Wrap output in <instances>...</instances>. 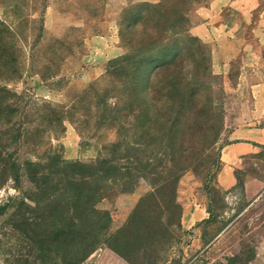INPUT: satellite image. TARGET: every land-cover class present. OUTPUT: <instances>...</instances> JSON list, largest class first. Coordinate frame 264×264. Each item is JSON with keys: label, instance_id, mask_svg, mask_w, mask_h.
Wrapping results in <instances>:
<instances>
[{"label": "rangeland", "instance_id": "374dc122", "mask_svg": "<svg viewBox=\"0 0 264 264\" xmlns=\"http://www.w3.org/2000/svg\"><path fill=\"white\" fill-rule=\"evenodd\" d=\"M123 1L0 0V264H264V144L216 182L233 131L264 136V0L205 26L211 0L151 2L206 57L166 85L199 94L198 126L134 95L152 24L122 38Z\"/></svg>", "mask_w": 264, "mask_h": 264}, {"label": "trees", "instance_id": "16d2710c", "mask_svg": "<svg viewBox=\"0 0 264 264\" xmlns=\"http://www.w3.org/2000/svg\"><path fill=\"white\" fill-rule=\"evenodd\" d=\"M164 12L165 9L159 3L139 2L125 9L122 13L121 25H124L121 27L122 30L120 29L122 38L141 21H148L152 24V29L148 31L146 39L142 42V45L147 46L149 54L146 57H141L133 74L134 84L137 87L133 89L134 95H137V99H141L142 94H144V97L151 101L161 102L167 98L176 99L177 105L173 108L164 109L162 115H165L167 120L174 118L176 124L182 123L185 126V124L193 121V125L197 124L198 126L200 119L206 113V109L200 106L199 94L195 90H177L176 88L167 91L166 85L167 82L168 84L175 82L180 69L186 70L189 66L200 67L206 61V57H204L200 45L198 43L193 44L192 41L195 40L196 42V38L177 36L170 40L167 37L166 33L169 28L164 22ZM15 61L14 47L9 42L8 30L0 25V67L6 68L11 65L13 69L12 65ZM149 64L151 67L145 71L146 79L144 80V67ZM203 69L208 68L203 64ZM159 76H162L160 79L164 78L166 82L160 80L164 85L157 89L153 84ZM142 83L146 84V91H143L144 85Z\"/></svg>", "mask_w": 264, "mask_h": 264}, {"label": "crops", "instance_id": "0c3cea01", "mask_svg": "<svg viewBox=\"0 0 264 264\" xmlns=\"http://www.w3.org/2000/svg\"><path fill=\"white\" fill-rule=\"evenodd\" d=\"M130 0H124V3ZM157 0H131V3L139 2H155ZM211 0V2L202 7V10L197 13L203 16L206 20L202 25L212 24V17L222 12L223 8L229 6L237 11L245 12L247 9L254 8L259 0ZM121 9V8H120ZM202 11V12H201ZM210 17L211 20H208ZM264 144V136L255 131H251L249 126H245L240 130H235L231 133L230 142L226 144L222 150L220 161L221 169L216 177V182L221 189L228 190L236 185L235 170L240 167L242 159L246 156L254 155L259 151L260 146ZM199 217V211L196 210L192 217ZM204 217L202 219H206Z\"/></svg>", "mask_w": 264, "mask_h": 264}]
</instances>
